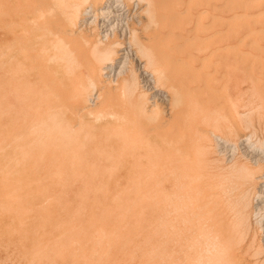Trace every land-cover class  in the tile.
I'll list each match as a JSON object with an SVG mask.
<instances>
[{"label":"bare ground","instance_id":"6f19581e","mask_svg":"<svg viewBox=\"0 0 264 264\" xmlns=\"http://www.w3.org/2000/svg\"><path fill=\"white\" fill-rule=\"evenodd\" d=\"M220 1H224L223 6L225 10H228V14L227 15L217 14L218 16L216 17L214 15L213 20L211 19L212 22L210 24L212 26L222 25L225 28L224 34L222 32L221 34L220 31L214 29H213L214 31L208 33V30L205 29L206 26H204L202 19L207 14V11L205 9H202L201 6H203L204 4L208 5L209 3L208 0H0V92L3 93L8 91L9 93L14 94L17 98V102L19 103L16 102V104L18 105L14 103V101L16 100L14 97L13 102H10L12 103L11 104L12 107L21 106L20 107L22 108L21 111H23L22 117H19L18 115L20 112L18 111L19 113H17L16 110H13L15 111V113L12 114L13 118L11 117L10 119H8L9 121L7 126L6 125L5 127L2 126L3 129H5L6 131H4L3 129L0 131V137H1L0 145H2L1 144L2 141L5 140L7 144L6 148L8 147L11 148V144H13L14 141L18 145H20L18 143L20 141L18 140H23L25 144L30 147L28 153L26 151H21L22 150L20 149L21 146H17V148L14 147L16 149H18L19 147L20 152L19 150L15 152L16 149H14L15 151L12 150L11 153H7L6 157L8 159H5L6 160L5 166L6 167L12 166L13 168L19 169L21 172L28 174L39 172L38 168L40 167L42 168L43 172H45L44 170L47 169L46 173L47 172L49 174L54 173L53 171L58 166H54L56 168L53 170L54 167L52 166L55 165L56 163L55 162L54 164H52L53 161H56L58 156L59 157H62V155L66 156L65 155L66 148L64 147L60 148L61 150V151L59 150L60 152L58 151V153L60 154H57V152L55 153V151L58 150L56 149L58 148L57 146H59L61 142H66V144L68 143L72 145L71 142L74 140L72 138L74 134L77 135V133L84 132L83 130H80L82 131L80 132L79 130L75 129L76 124H78V121H82L81 123L82 129L83 128L91 129V127L94 128L96 127L97 124H99L97 128L100 129V132L102 134L108 136V139L109 136L110 137L113 136L112 138L114 137L116 138V134L117 135L120 134V136L122 134L125 135L126 133H128V127L130 124H128L127 126L126 123L125 126V123L123 121L124 124L123 123L122 124L124 126H122V128L120 126L122 125L121 124L122 120H125L127 117L120 120L121 121L120 126H118L115 125L116 122L115 124L113 121L109 122V118L111 116H108L109 118H106L107 115L105 111H108L106 109L112 105L115 106L116 104L117 105L120 104L117 98L118 95L122 96L123 94L129 93L131 95V99L127 101L129 104L127 103L126 104L130 105L129 107H134L131 109L134 110V112H136L137 115L139 116V120L137 119L139 122L138 124L140 125L138 131L141 130L144 132L143 134H145L146 132L149 134L150 131L154 132L156 129L165 126L168 129H171L168 130L170 132L169 135L175 136L173 140H169L168 142L169 146L166 145V148L168 149V151L166 150L167 154L164 153V155L168 156L167 161L170 163L171 170L173 171L172 179H171V183H172L171 192L169 191V193L171 194L170 196L171 201L170 204L167 205L170 206V209L168 211L169 216L171 215L169 222L172 224L174 223L176 224V222H178L177 224L180 223V226L174 225L173 228L170 229L173 230H172V235L169 238L170 240L169 244L171 245L169 246L170 251L167 250V254L168 252H170L169 253L170 256L167 259V260L170 259V262L168 263L170 264H250L249 263L250 261L248 262L247 260L248 257H246L245 255L248 256L249 254H251L250 252H252V249L254 250L252 253L253 257H258V255L264 256V246H263L264 245V155L262 154L264 153V141L253 142L251 135L250 136L245 135L241 137L242 136L241 128H240L241 125L239 124L240 125L239 126L236 121V114H237L236 109L230 108V110L228 111V115H230V117L226 118L224 127L227 128V132L229 134H234L236 136L241 135L239 136L238 140L239 142L242 143L243 146H245L244 148H247V150L242 153H248L249 156L247 158L251 157L249 158L250 160H248L245 157L247 162L252 161L251 159H254L253 164L259 166L260 167L259 169L262 168L261 170H263V173L259 176H256L255 172L257 170L255 169L256 170L255 171L253 170V168H250L248 166L249 164H246L245 167H243L244 165L241 166L242 164L239 166L235 164L233 167L230 165L234 170L233 171L231 169L233 171L232 174L229 175L223 172H218L217 175L220 176L221 178L223 177L229 178L236 173V176L239 175L241 177L242 175V177L243 176L246 177V180L249 181L250 183L255 178H257L260 181V183H263L261 189L257 192H254L253 194L255 198L254 200L256 201L255 209L256 211H258L256 212V215L254 214L255 215L254 217H257L258 215L257 213H261L259 220L258 219L257 220L259 225V233H260L259 236L262 237L261 242L263 243V245L262 244H258L257 246L255 245L257 242L256 233H251V230L249 229L248 216L246 215L244 209L235 210L234 206H231L232 208L230 207V209L227 208L228 206L226 203H228V201L232 197L231 196L229 198V194H228L231 191L230 188L228 187L230 184L227 186L228 188H226L224 186H219V184H213L212 182H208L205 183V185L203 184L204 185L203 187L202 186L197 187V185L196 187H194L195 185L192 184L194 185L192 186L189 181L190 174L194 173L193 171L195 170L197 171V169L202 167L206 162H209L210 155L214 152V151L212 152V150L214 149L211 147L210 138H209L212 136L210 135L211 131L209 130V128L206 127L207 125L205 124V121L209 124L213 123L215 124V126H217L223 119H225V117L223 116L224 112L221 113L222 111L217 110L218 108H216V107H220L219 103L218 105L217 103L212 102L210 99L201 100L199 97H195L193 93L194 91H198L200 95L211 94L212 91H216L217 86L218 87L220 86L217 80V71H218L217 67L220 65L219 61L216 59L218 54L221 51L223 52L226 51L229 57L230 56L234 57V60H240V61L248 60L251 61L253 64L260 66L259 68L262 69L264 68V44H262L263 42L262 43L260 42V41H264V27H259V28L255 27L256 24H262V23L264 24V9H261L262 7L259 6L260 4L264 5V0H216V2L219 3ZM209 8H212V5ZM151 25L155 26L156 28H158V26L160 25L162 34L153 38L154 41L153 46L147 47L141 44L142 42L141 43L137 42L138 46H136L134 39L138 31L142 28L143 30H146ZM187 25L192 26L191 29H188ZM203 31L205 32L204 35H202L203 33H201ZM113 39H116V41H113ZM150 39L151 37L149 38V40ZM242 47L243 48L245 47L246 49L244 50L242 49ZM245 65L243 66L245 67ZM225 68H226L225 70L226 74H231L234 72V69L231 64L225 65ZM257 71L258 70H256V72ZM130 74L136 77V79L133 78L134 80L132 82H129L127 80L128 78H125L127 77V75ZM262 74L264 78V73ZM263 78H258V77L254 78L253 76L249 77L250 82L257 89H261V88L264 89V83L261 81V79ZM235 79L237 80V78ZM243 80L244 79H242V82L245 81ZM137 85L142 89V91L145 92L146 95L138 92ZM238 85L240 86V84ZM150 92L152 93L150 94ZM5 94L6 93L2 95L5 96ZM5 97L7 100L8 96L6 95ZM91 99H92V103L90 102ZM251 99L252 98H250V100ZM260 100L258 101L259 104H260ZM88 101L90 102V104H88ZM157 101H159L162 106L158 105L156 103ZM254 101L252 102L254 103ZM256 101H255V105L257 104ZM261 101L263 102V99ZM228 103H227L228 104L227 108L236 107L237 106L236 103L239 102L236 103L228 102ZM19 107L18 109H20ZM165 107H168V109H166L168 110V112L164 110ZM136 113L134 114L136 115ZM14 115H17L16 117L19 118H15ZM111 115L113 116V114ZM32 117L33 119L31 120ZM106 119H108L107 124L110 123V127L113 128V126H118L121 129L117 128V130H119L116 131L117 133H115L114 129H113L114 132L111 131L110 128H109L110 130H108L107 128L109 125H106L107 128L105 126V128L102 129L103 127L102 122L105 121ZM111 119L113 120L114 117H112ZM128 121L125 122L133 123L131 122V118ZM111 122H113L114 124L113 126H111L112 125ZM79 125L80 124H78V127ZM133 128L136 129V127ZM129 129L131 130L130 127ZM130 130L129 132H131ZM163 130H167V129L163 128ZM139 133L140 132L136 133L137 134L136 136H138ZM154 133L156 134V132ZM151 134L152 133H150V135ZM127 135L129 136V134ZM156 135H154L155 137L153 138L147 135L146 139L148 137L155 139ZM63 136H65L66 138H64ZM131 136L134 135L131 134ZM213 136L216 138L217 135H213ZM123 138L124 136H121L120 139L119 138L117 139L118 141L121 140V142H125L126 139L124 140ZM147 140L146 142L142 141L144 143V149L147 148L150 149L152 144L159 145V143L157 142L155 143V141H151V140H150L151 142L149 141L148 143ZM5 141H3V144ZM218 142L222 143L223 152L227 154L229 152H233V148L231 149L232 147L231 143L225 144L224 141L221 139H219ZM150 143L152 144L149 145ZM82 146H81L82 148H85L84 144ZM66 147H68L67 149L70 148L69 146ZM156 147L158 146L156 145L155 148ZM2 148L3 147L0 148V151H3ZM80 149L81 148H79V150ZM149 149L147 151H149ZM243 149L242 151H244ZM79 150H76V148H74V150L71 151L73 153L72 155L74 156L75 154H77ZM157 150L159 151V149H156V152ZM161 150H163V148ZM258 150L262 151L261 153L262 155L257 154ZM113 151L118 152V154L116 153L117 155L115 156L117 158L119 157L120 159V155L124 150L119 153L120 151V147H119L118 150L113 149ZM154 151L155 150H153V152ZM49 152L51 154V158L49 157L50 156ZM51 152L55 153L56 155L52 154ZM71 152L69 151V153ZM124 152L127 153L126 151ZM160 152L162 153L163 151ZM149 153L150 152L146 154L149 155ZM146 154H144L145 157L147 156ZM229 154L231 155V153ZM47 155H49L47 157L49 161L50 160L52 161V159H55L56 157L55 160H53L52 162L50 161L51 164L49 162L51 166L50 168L47 165L45 166V164H48V162L44 164L46 160V158L44 157H46ZM68 155L69 154L67 153V157ZM123 155L124 153L121 155V158H123ZM73 156L70 158L71 161L73 159ZM109 157L112 158L113 155H109ZM160 157H162L161 154ZM61 159H58L60 164L65 163L64 162L65 159L63 160V162L60 161ZM66 159L68 160L69 158ZM67 160L66 162L71 163L70 160L69 161ZM42 162L43 165L41 166ZM59 162H57L56 165L60 166ZM68 166L70 165H67L66 167ZM43 167H47V168L43 169ZM223 182L225 181H222V183ZM104 188L101 189L104 191ZM94 189H93L94 192L97 190V192L94 193L95 195L92 194L93 193L91 192L92 189L91 190L88 189L87 191L90 190L89 191L91 192L90 195L92 194L96 196V194L99 192L98 191L99 189L97 187H95ZM106 189L105 190L107 192L106 191L104 192L108 193L110 197L111 193L108 192V188ZM86 190L85 191L81 190V191L87 194ZM130 190L133 191V189ZM166 190H164L163 192H165ZM235 190L233 189L232 191ZM114 191L116 192V190ZM141 191H139L138 193H140ZM63 192L64 190L62 191V193ZM101 192L102 191H100V193ZM120 192L118 199L116 197L117 193L114 194L116 198L115 200L116 203L114 202L112 203L113 205L114 204L117 205V201H118L117 206L119 207H120L119 203L124 202L121 200L124 197L122 198V195L120 196V194H123L124 192L125 194L123 195H126V193L130 194L131 191H129L128 188H124L123 192L122 193ZM146 192L148 193V190H146L145 193ZM64 193H66V191ZM145 193L140 195H143V197H145L144 195ZM78 194L79 193H77L76 195ZM101 194H103V192ZM108 194H106L105 196H107ZM131 195H133V197L134 195L136 196V194H131ZM140 195L138 197H140ZM150 196L148 197L150 198ZM82 197H84V195H82ZM113 197L112 199H106L107 198L106 197L105 201L106 200L113 201ZM127 197L129 198V196ZM138 197H134V198L137 199ZM235 197L237 198L238 195ZM76 198L78 201V197ZM82 199L80 198L79 200L81 201ZM103 199L104 197L102 196V200ZM138 199L141 200L142 197L141 199L140 198ZM235 199H233V202ZM249 199L246 198V201H249ZM139 200L137 204L135 203L136 206L133 207L131 206V208L133 209L131 210L132 212L131 211L129 212L130 214L133 213V210L136 213V211L139 209V208L137 210L135 209L136 207L139 206L138 204L141 205L142 200L141 201ZM85 201H87V199ZM88 201L90 202V200ZM92 201L94 202V200ZM92 201H91L92 206L101 207L99 204H92L93 203ZM105 201H103V203ZM131 201L129 204L126 202L127 207L134 202L133 201L131 203ZM156 201L157 200L155 199V204H152L154 205L153 209L157 207L156 204H158V202ZM152 202L150 201V203ZM66 203H64V206L62 207L63 210L66 209L65 205L68 206V204ZM235 203L234 205L236 206ZM77 204H78L77 207L78 209L76 208L77 209L76 211L78 214L79 201ZM80 204L83 205L84 203H80ZM72 205L73 204H71V206ZM84 205L83 207H85ZM87 205L91 206L89 204ZM108 205L109 203L106 204V206L102 205L105 206V208L102 207V209L100 208V210H96L97 209L96 207L95 211H99L100 212L99 214H101V210H102L101 215L105 214V213L103 214L104 211L107 212L108 214L109 211L111 210L110 208L111 205L110 206ZM142 205L141 208L142 207L144 208L146 206V205L145 206ZM149 206L151 205L149 204ZM114 207L115 206L112 207L113 208L112 212H114V209L119 208V207L118 208H114ZM247 207L248 206L246 205V208ZM106 208H109V211L106 210ZM121 208L120 211L123 210L125 211L126 209H128L126 208V206H124L125 209L121 210ZM141 208L139 212H141ZM148 208L145 207L144 209L146 210L140 213L141 219L143 216V215L141 216V214H143V212L148 213ZM151 208L152 206L149 208V211ZM62 209H60V212ZM83 210L86 211L85 208H83ZM80 211H82V208H80ZM85 211H82V213H85ZM118 211L119 210L115 212V215L117 214ZM151 211L154 210L151 209ZM64 212L65 210L63 211V213ZM139 212L136 213L137 214L136 216L139 215ZM124 213L122 214L119 213V215L121 216ZM64 214L66 215V212ZM153 214L151 212V215L153 217L150 216V214L148 215V217L150 216L152 218H156L155 216H157L156 215L157 213L155 214V216ZM115 215L114 217H116L118 214L116 216ZM146 215H144V218L147 217ZM124 216H126V213L124 214ZM124 216L122 217L124 218ZM133 216L135 217V214ZM133 216L132 215L131 217L127 216L126 221L131 222L130 219L131 218L133 219L134 218ZM98 217L99 215H97V217H95V215L94 216L92 215L91 217L92 220H90L89 219L90 216H89L88 217L89 220L87 221H90L91 225L94 226L98 223V220L100 221L99 223L101 224L103 221H105V219L108 221L110 220L105 218L106 214L104 215V217L101 216L103 218L102 220H100V218L98 219ZM148 217L145 220L150 221L149 220L150 217L149 218ZM163 217L165 218V216ZM61 218L63 219L65 218V216ZM95 218H97L98 220L96 219L95 221ZM123 218L121 219L120 223H122V220L125 221V219ZM158 218L160 220L162 219V216H159ZM80 219H82V221L84 220L81 217ZM137 219L138 221H136V219L135 221H132L133 229L130 226L131 224L130 225L127 224L128 222L125 224L126 221L124 222L123 225L121 224L122 227L117 226L118 228H116V225L119 224L120 221L119 219V221H117L118 224L115 225L116 229L114 228V231L116 230L118 235V232L120 231L117 230L121 228L123 231L125 229L124 226L128 225L129 227H131L130 232L133 230H135L134 232H136L139 227L138 225L140 219L139 216L137 217ZM134 222H137L136 226L134 225L135 224ZM90 223L87 222V224H89V226L87 227L91 226ZM92 223H96V224H92ZM79 225L81 226V228L83 226L82 229H84L85 223H83V225L81 222L77 224L76 225L77 229L78 227L80 228ZM74 227L75 224L69 226L71 230L72 229L76 230L75 229L76 227L75 228ZM87 227L85 225L86 229H88ZM104 227L105 225H103L101 228L103 229ZM110 227H111L110 230L112 229L113 231V227L112 226ZM129 227L128 229H126L128 230V233H129ZM64 228L65 227H63V229ZM93 228L94 227H92L91 229L95 231L94 229H96L97 227L94 229ZM101 228L98 229L101 230ZM66 229L68 228L66 227ZM82 229L80 235L82 234ZM78 230H76V232ZM106 231H108L107 227H106ZM59 232L61 233L60 230L58 231V233ZM76 232H74L73 234L75 235ZM103 232H104L103 230L100 232L102 233L101 235H106V233L103 234ZM112 233L113 232H111V234ZM122 233L123 232H121L120 234L123 235ZM125 233H127V231H125ZM131 233H130L131 236L129 235V237H133ZM69 234L72 235L71 231ZM94 234L95 233H93V235ZM74 235H72L73 238ZM99 235L97 236L95 235V236L99 237ZM112 235H114L113 237L116 239L117 236L115 235V233H113ZM72 236H70L69 238H72ZM123 236L126 238V240L124 241L125 242L127 241V243L128 240L132 239V238L127 239L128 238L127 236L125 235ZM77 237L79 238L80 236ZM87 237H85V240L88 239L87 241H89L90 237L89 238ZM103 237H105V241H108L109 238L112 236L110 235L109 238H107V236H103ZM120 237L121 236H119V238ZM135 237L137 238V235ZM57 238L58 237H55V239ZM92 238L94 239L93 236ZM100 239L103 238L102 237H99L98 239L96 238V241L99 240L98 243H100L101 245H98L95 239L91 240L92 242L94 241L92 243V247H95V249L97 248L99 250L95 251L91 246H90L91 248L85 247L88 249V251L89 249H92V251H94L95 253L99 251L97 253L96 258L93 252L91 250H90L91 252L89 251V254L92 253L94 255V258L97 260V262H100L98 264H102L103 262L100 260L98 261L99 258L98 254H101L102 252L110 253L109 249L111 248L110 245L113 244L112 242H114L113 245H115V239L110 238L111 243H109L108 241L105 243L106 245L104 244L105 248L106 247L108 248L107 245L109 243V248L107 250H105L104 248V250L102 249L103 251H101L100 248L103 247L102 246L103 241ZM121 239H119L118 241L120 242ZM134 239L135 238H133V240ZM137 239L140 240V234H139V238ZM61 240H65V239H59L60 242ZM73 240L75 241V238ZM147 240L146 242H148ZM136 241L129 243H131V246H133L134 244L142 245L143 243L142 241V243L137 242L139 244H136ZM50 242L52 245L54 242L57 245L54 239L53 241L49 240V243ZM76 243L80 245L83 244L82 247L87 246L86 244L84 245L85 242L79 243L78 241ZM95 244L100 246V248L97 245L95 246ZM122 244H123L122 248H120L121 247L120 243L119 244L117 243L116 246L119 245L118 250L120 254L122 253L121 250L123 249L122 251L125 253L124 254L125 256L120 254L119 255L121 257L123 256L124 257L123 260H125V258L127 257L126 254L130 256V254L132 253L131 252H129V254L126 253L127 251L125 252V250H128V247H126L128 244L126 245L124 242H121V245ZM151 244L152 242L146 243V250L148 249L147 246H152ZM74 245L75 243L73 244V246ZM89 245L91 244H88V246ZM154 245L158 247L156 243ZM116 246H112V248L114 247L116 248ZM128 246H130V244ZM125 247L126 249L124 250ZM78 248H80V246L78 247V245H76L73 251ZM134 248L136 249L135 255H137V252L138 253L140 252L137 250H140L141 248L139 249L138 246H137L138 249L136 247ZM152 248L153 247H151L150 249L153 252L155 248L153 250ZM65 249L67 250L68 248ZM80 249L82 251L78 249L77 252L79 256L82 255L81 253H83L84 250L83 248ZM129 249L131 248L129 247ZM61 250L62 249L60 248L58 249L59 254ZM108 250L109 252H106ZM112 250H111V254H112ZM55 251L56 253L58 252L57 249ZM63 251L65 250L63 249ZM79 251L81 253H79ZM131 251L133 252L134 249ZM144 252H145L144 255L146 257L143 255ZM144 252L142 250V252H140L141 254H138V256L142 255L139 260V262L141 261L142 264H146L147 261H145L144 259L145 258L147 259L148 255L152 253V252L149 253V251H147L148 255H146L145 249ZM87 253L88 252L86 251L84 255H87ZM104 253L101 254L100 258H102ZM114 253L117 254V251ZM76 255L77 254H75L74 256L72 252L71 257L72 256L76 257ZM93 255L90 257H93ZM134 256L129 257L131 258L130 261H128L130 262V264H132L131 262H134V258L136 259L137 257ZM151 256H153V253L149 256L148 261H150V259H153ZM90 257L88 256L87 259ZM83 258L84 257L81 256L78 261L80 262L81 261L80 259ZM141 258L143 259V261ZM84 259L83 261L86 260ZM88 260L90 261V259ZM88 260L86 262H88ZM258 260H256L255 262L257 263ZM260 261L262 264H264V259ZM128 262L126 263L122 262V264L123 263L127 264ZM151 262L152 264H154L153 260H151ZM72 264H74V262H72ZM103 264H106V262H103ZM107 264L109 263L107 262ZM112 264H114V262Z\"/></svg>","mask_w":264,"mask_h":264},{"label":"rangeland","instance_id":"374dc122","mask_svg":"<svg viewBox=\"0 0 264 264\" xmlns=\"http://www.w3.org/2000/svg\"><path fill=\"white\" fill-rule=\"evenodd\" d=\"M208 1H209L208 5L204 4L203 6H201L202 9H205L207 11V14L202 19L204 26H206L205 29L208 30V33L212 32L214 30H218V31H220V33L222 32L224 34L225 28L222 25L212 26L210 24L212 22V20H213L214 15L216 17L219 14L220 15H223V14L227 15L228 14V10H225V8L223 6L224 1H220L221 4L219 2H216V0H211V1L208 0ZM211 5H212V8H209V7H211ZM259 6L262 7L261 9H264V5L263 4H260ZM256 25H255L256 28L264 27L263 23L262 24H256ZM187 26H188V29H191V27H192L190 25H187ZM161 32H162V30H161V26L160 25L158 26V28H156L155 26L151 25L146 30H143V28L140 29L138 31L135 39H134L135 43H136V46H138L137 42H140V43L142 42L141 44H143V45H145L147 47L153 46V43H154L153 38L156 37V36L161 35L162 34ZM201 33H203L202 35H204L205 32L203 31ZM145 37H147L148 39L145 38ZM150 37H151V39L149 40ZM145 39H147V40H145ZM113 41H116V39H113ZM147 41H148V43H147ZM150 41H152V42H150ZM260 42L261 43L263 42L262 44H264V41H260ZM222 44H224V43H222ZM242 49L245 50L246 48L242 47ZM216 59L220 63V65L217 67V69H218V71H217V80H218L220 86L219 87L217 86L216 91H212L211 94H202V95H200V93L198 91H194L193 93H194L195 97H199L201 100L210 99L214 103H217V104L219 103L220 105L219 104L218 105L220 107H216V108H218L217 110L222 111L221 113L224 112L223 116L225 117V119H223L217 126H215V124H213V123L209 124V123H207L205 121V124L207 125L206 127L209 128V130L211 131L210 135H212V136L209 137V138H210L211 147L214 149V150H212V152L213 151L214 152L210 155L209 162H206L204 164L205 166L203 165L202 167L198 168L197 171L195 170V171H193L194 173L190 174L189 181H190L191 185L192 184L195 185V186L192 185L194 187H196V185H197V187H201V186L203 187L205 185V183H208V182H212L213 184H219V186H224L226 188L229 187L230 190H231L228 193L229 194V198L231 196L232 197L228 201L229 204L226 203L227 206H228L227 208L230 209L231 206H234L235 210H239V209L243 210L244 209L246 215L248 216L249 229L251 230V233H256V241L257 242H256L255 245L256 246L258 244H262L263 245V243L261 242V238L262 237L259 236L260 233H259V225H258V220H259V217H260L261 213H257L258 214L257 217H254L256 215V212H258V211H256V209H255V205H256L255 202L256 201L254 200L255 198H254V195H253L254 192H257V191H259L261 189L263 183H260V181L257 178H255L256 180L253 179L254 181L252 180L253 182L251 181V183H250L249 181L246 180V177L243 176L244 179H245L244 180L242 175H241V177L239 175L236 176L235 172H234L235 174L233 176L229 177V178H224V177L221 178L220 176L217 175V173L218 172H223L225 174H229L230 175L234 171L232 169V167L235 164L238 165V166L242 164L241 166L244 165L243 167H245L246 164H249L248 166L250 168H253V170H255V169L257 170V171L255 170L256 172L254 171L256 176H259V175H261L263 173V170H261L262 168L259 169L260 168L259 166H256V165L253 164L254 159H251L252 161H248V162H251V163L247 162L246 158L249 156L248 153H242V152H245L247 150V148H244L245 146H243L242 143L239 142L238 138L241 135H242L241 137H243L245 135L246 136H248V135L250 136L251 135L253 142H255V141L256 142L257 141H259V142L260 141L261 142L264 141V106H263L264 105V89L255 88L253 86V84L250 82V79H249L250 76H253L254 78H257V77L258 78H263V76H262L263 74L262 73H264V68L263 69L259 68L260 66H258L256 64H253L251 61H248V60H243V61L234 60V57H232V56L229 57V55H227L226 51H224V52L221 51L218 54ZM227 64H231L232 65V67L234 69L233 73L226 74L225 65H227ZM251 64H252V66H251ZM243 65H245V67ZM253 67H255V68H253ZM260 69H262V70H260ZM250 70H252V71H250ZM256 70H258V71L256 72ZM235 72H236V74H235ZM138 74H139V72H138ZM233 76H236V77H233ZM231 77H233V78H231ZM125 78H128L127 80L129 82H132L134 79H136V77L131 75V74L127 75V77H125ZM230 78H231V80H230ZM235 78H237V80ZM242 79H244L245 81L247 80V81L245 82L243 80L244 82H242ZM261 81L264 83V78L261 79ZM238 84H240V86ZM236 87H237V90H236ZM137 88H138L137 90H138L139 93H142V94L146 95L145 92L142 91V89L139 86ZM219 91H220V94H219ZM4 93H6L5 96L7 95L9 97V98L7 97V100H6V97L4 95H2ZM151 93L152 92H150V94ZM251 93H252V95H251ZM256 94H257V96H256ZM0 95H1V98H0V111H1V113H0V128H1L0 131H1L3 129V127H5V125L7 126L8 121H9L8 119H10L13 116L12 114L15 113V111H13V110H16L17 113H19V112L21 113L22 112L21 114L19 113V115H18L19 117H22L23 111H21V109H22V108H20L21 106L20 107L18 106L20 109H18L17 106H13L12 107V105H11L12 103H10V102H13V98L14 97L16 99L14 101V103L16 104V102H17V98H16V96L14 94L9 93L7 91V92L1 93ZM9 95L11 96V98H10ZM214 96H215V98H214ZM216 97H218V98H216ZM255 97H256V99H255ZM258 97H259V100H260V98H261V100L263 99V102L260 100V104L258 102L259 101ZM117 98H118V101L120 102V104L119 105L116 104L115 106L112 105V106L108 107L106 109L108 111H105V113L107 115L106 118H109L108 116H111L109 118V122L113 121L114 124L116 122L115 125L120 126V122H121L120 120H122V119L127 117L125 120H122V122H121V124H122L123 121H124L125 126H126V123H127V126H128V124H130L129 127L131 128V130L128 127V133H126L125 135L124 134L121 135V136H124L123 139L124 140L126 139L127 141L126 140H125V142H121V140L118 141L117 138L120 139V137H121L120 134H118V135L116 134V138L115 137L112 138L113 136H111V137L109 136V139H108V136L102 134L100 132V129L97 128V126L99 124H97L96 127H94V128L93 127H91V129L88 128L89 130L87 128H85L86 129V131H85L84 128L83 129L81 128L82 121H78V124H80V125L78 127V124H76L77 128L75 127V129L79 130V131L83 130L84 132L83 133H77V135L74 134V136L72 137L74 140L72 139L73 141L71 142L72 145L68 144V143H67L68 144L67 145L66 142H61V144L59 146H57L58 148H56V149H58V150H56L55 153L57 152V154H60V153H58V151L60 150V148L64 147V148H66L65 149V153H66L65 155L66 156L62 155L63 158L58 156L57 159L55 157L56 161H53L55 159H52V161H53L52 164H54L55 162L56 163L59 162L58 159H61V158L62 159L60 161L63 162V160L65 159L64 162L66 164L65 163L60 164V162H59V164H60V166H59V165H56V163H55V165H53L52 167H54V166H58V167L57 168L56 167L53 168V170L56 168L53 171L54 173H50V174L48 172L46 173L47 169H45V168H47V167H43V169H45L44 170L45 172H43L42 168L40 167V168H38L39 172L30 173V174L23 173L19 169L13 168L12 166L6 167L5 166L6 165V160L5 159H8L6 157L7 153H11V151L16 149L17 146H21V148H20V149H22L21 151H26L28 153L30 147L28 145H26L23 140H18L20 142H18V141L17 142L20 145H18L14 141L13 144H11V148L10 147L6 148V146H7L6 141L2 139L5 142L3 144V141H2V143H1L2 145H0V148L3 147L2 148L3 151H0V264H72V262H74V264H85V263H87V264H89V263L90 264H92V263L93 264H95V263L98 264L100 262H97V260L95 258H96L97 253L99 251H97L95 253L94 251H92V249H89V251L91 250L93 252V254L95 255V258H94V255L92 253L89 254L88 249L85 248V247L91 248L92 247V243L94 242V241L92 242L91 240L95 239V241H96V238L98 239L99 237H102L103 239H100V240L103 241V243H102L103 247L100 248V246H98V245H101L100 243H98L99 240L96 241L98 245L95 244V246L97 245L101 249V251H103L104 248H105V245H106L105 243L108 242V241H109V243H111V239H115L113 237L114 235H112L113 233H115V235L118 238H119V236H121L119 238V239L122 238L121 241L119 242L118 241L119 239L116 237L115 245H113L114 242H112L113 244L110 245L111 246V248L109 249L110 253L102 252V253H104L103 254L104 258H103V256H102V258H100L101 254H102L100 252L101 254H98L99 258L97 257L98 261L100 260V261L106 262V264H107V262L109 264L110 263L112 264L113 262H114V264H119L120 261H121L120 264H122V262L126 263V262L130 261L131 258H129V257H133L135 255L136 249L134 247L137 248V246H138L139 249L141 248L140 250H137V251H140V252H142V250L144 252V249H145L146 255H148L147 251H149V253H151L152 251H151L150 248L153 247L152 248V250H153L156 247V245H154L156 243L158 245V247H156L155 250L152 252L153 256H151V257L153 259H150V261H148L149 260V256L152 253L149 254L147 259L146 258L144 259L145 261H147L146 264H148V262L150 264L151 260H153L154 264H157V263L158 264H170V263H168V262H170V259L167 260L169 258V256H170V254H169L170 252H168V254H167V250L170 251V247L169 246H171L169 244V242H170L169 238L171 237L172 230H173V229L172 230H170V229L173 228L174 225H176V226L179 225L180 226V223L177 224L178 222H176V224L175 223L172 224V223L169 222V219L171 217V215L169 216V214H168L170 206H167V205H169L170 201H171L170 200L171 199V197H170L171 194L169 193V191L171 192V185H172L171 179H172V172L173 171L171 170L170 163L167 161L168 156L164 155V153L167 154L168 149L166 148V145L169 146V144H168L169 140H173L175 138V136L174 135H169L170 132L168 130H171V129H168L165 126L162 127V128H158V129H156L154 131V132H156V134H159V135H156L154 132H151V131L149 132V134L147 132L145 134H143L144 132L141 131V130L138 131L139 126H140L138 124L139 123L138 122L139 116L137 115L136 112H134V110L131 109V108H134V107H129L130 105H127V104H129L127 101L131 99V95L129 93H126V94H123L122 96L118 95ZM219 98H221V99H219ZM250 98H252V99L250 100ZM215 99H217V100H215ZM239 99H241V100H239ZM237 100H239V101H237ZM254 100L255 101L257 100L256 101V103H257L256 105H255V101ZM249 101H250V103H249ZM252 101H254V103ZM90 102L92 103V99L90 100ZM90 102L88 101V104H90ZM228 102H235V103L239 102L240 104L236 103V105H237L236 107H228L227 108V105L229 104ZM17 103H19V102H17ZM156 103L158 105H161V103L159 101H157ZM250 104H252V105H250ZM16 105H18V104H16ZM19 105H21V104H19ZM260 105H262V106H260ZM222 106H224V107H222ZM230 108L231 109L234 108L237 111L236 121H237L238 125L239 124L241 125V126L239 125L240 128H241V135H239V136H236L234 134H229L227 132V128L224 127L226 118L230 117V115H228V111L230 110ZM166 109H168V107H165L164 110H166ZM109 110H111V111H109ZM130 110H132V111H130ZM214 110H216V109H214ZM166 111L168 112V110H166ZM2 113H3V115H2ZM134 113H136V115ZM111 114H113V116ZM127 115H129V116H127ZM16 116L17 115H14L15 118H19V117H16ZM121 116L122 117L124 116V117L122 118ZM112 117H114L115 120L114 119L112 120L111 119ZM130 118H131V122H133V123H128V122H130V121H128ZM32 119H33V117L31 118V120ZM27 120H28V118H27ZM105 121L102 122V126H103L102 129L105 128L106 125H109L108 128L106 126V128L108 130L111 129V131H113V132L115 130V133H117L116 131H119V130H117V128H119V127L118 126H113L114 125L113 122H111L112 123L111 126H113V128H112V127H110V123L107 124L108 119H106ZM125 121H128V122H125ZM134 121H137V122H134ZM123 124L120 126L121 128H122V126H124ZM133 127H136V129L133 128ZM121 128H119V129H121ZM163 128L167 129V130H163ZM3 130L6 131L5 129H3ZM129 130L131 132H133V131L134 132L131 133V132H129ZM135 130H137V131H135ZM80 132H82V131H80ZM138 132H140V133L138 134V136H136L137 135L136 133H138ZM73 133H75V132H73ZM150 133H152V134L150 135ZM127 134H129L130 137ZM131 134L134 135V136H131ZM147 135L151 136L152 138L155 137L154 135H156V138L152 139L151 137H148L147 139H149V138H151V139L147 140L146 139ZM213 135H217L216 138ZM63 137L66 138L65 136H63ZM219 137H221V138H219ZM137 138L139 139V141H138ZM219 139L223 140L225 144L226 143H231L232 144L231 149L233 148V152H229V153H231V155L229 153L227 154V153L223 152L222 143L218 142ZM146 140H147L148 143H149L150 140L151 141H155V143L157 142V143H159V145L156 144L158 147L155 148L156 145L150 143L149 145L152 144L150 149L149 148L144 149V143L143 142H146ZM116 141L118 142V144H117ZM0 142H1V137H0ZM74 142H75L76 145L74 144ZM63 143H65V144H63ZM136 143H137V145H136ZM83 144H84L85 148H82ZM123 144L127 145V146H124ZM14 145H16V146H14ZM117 145H118V147H117ZM139 145H141V146H139ZM66 146H69L70 148L67 149L68 147H66ZM14 147H16V148H14ZM77 147H78V149H77ZM119 147H120L119 153L121 151H123V150L127 152V153H125L123 151L121 153V155L124 153L123 158H121V155H120V159H119V157L117 158L115 156V155L118 154V152H114L113 151V149L114 150L115 149L118 150ZM74 148H76V150H79V148H81L77 152V154H75L76 156L75 155L73 156L72 155L73 153L71 152V151L74 150ZM160 148L161 149L163 148V150H161ZM20 149L18 147V149H16V151L15 150L14 151L17 152L19 150V152H20ZM148 149H149V151H147ZM156 149H159V151L157 150V152H156ZM242 149L244 151H242ZM66 150H67V152H66ZM153 150H155V151L153 152ZM14 151H13V153H14ZM69 151L71 153H69ZM160 151H163V152L161 153ZM37 152H38V150H37ZM148 152H150L149 155L146 154ZM256 152H257V150H256ZM51 153L56 155L53 152H51ZM67 153L69 154L68 157H67ZM134 153H136V154H134ZM156 153H157V155H156ZM233 153H235V154H233ZM261 153H262V151L258 150L257 154H260V155L263 154L264 155V153H262V154ZM49 154H50V152H49ZM108 154L109 155H113V157L112 158L109 157ZM125 154H126V157H125ZM144 154H146L147 156L145 157ZM160 154L162 155V157H160ZM48 156L49 155L44 157V158H46L44 164L47 163V162L49 164V162L51 161V160L49 161L47 159ZM72 156H73V159L71 161L70 158ZM153 156H155V157H153ZM49 157L51 158V154H50ZM139 157H141V158H139ZM66 158H69V159L67 160ZM110 158H111V160H110ZM249 158H251V157H249ZM249 158H247V159L250 160ZM66 160L67 161L70 160L71 163L66 162ZM51 162H50V164H51ZM113 163H115V164H113ZM48 164H45V166L47 165L50 168L51 166H50V164L49 165ZM42 165H43V162H42L41 166ZM65 165L66 166L70 165V166L66 167ZM61 170H63V171H61ZM50 172H52V171H50ZM232 178H233V180H232ZM195 180H197V181H195ZM200 180H201V182H200ZM220 180L225 181V182L222 183V181H220ZM213 184H212V186H213ZM95 187H97L99 189L98 190L99 192L96 194L97 197L94 196L95 195L94 193L97 192V190L94 192V190H95L94 188ZM104 187L108 188V192L111 193L110 197H109V194L106 193L107 189L104 188ZM84 188H86V189L88 188L90 190L92 189L91 192H93L92 194H94V195H92V194L90 195V193H91V192H89L90 190L87 191L88 189L86 190ZM101 188L102 189L104 188V191H106V192H104ZM124 188H128V190L131 191L130 194L126 193V195H123V194H125V192L123 194H120V196L122 195V198L124 197L123 198L124 200L120 198L122 201H124L123 203L122 202L119 203L120 207L117 206L118 205V201H117V205L116 204L113 205L112 204L113 202L116 203V201H115L116 198H115L114 194L115 193L118 194V195L116 194V197L118 199L119 198V192L120 191L123 192ZM130 189H133V191L130 190ZM233 189L234 190L236 189V190L232 191ZM61 190L62 191L64 190V192L66 191V193H64V192L62 193ZM81 190H83V191L86 190L87 194L85 192L81 191ZM114 190H116V192ZM136 190H138V191H136ZM143 190H144V192H143ZM146 190H148V193L146 192L147 195L145 193ZM164 190H166V191L163 192ZM100 191H102L103 194H101L102 192L100 193ZM110 191H112V192H110ZM125 191H127V190H125ZM134 191H136L137 193L134 192ZM139 191H141V192L138 193ZM88 192H89V194H88ZM122 192H120V193H122ZM77 193H79V194L76 195ZM143 193H145L144 195H145L146 198L143 197V195H140V194H143ZM106 194H108V195L105 196ZM131 194H136V196L134 195V197H138L140 195V197H138L140 199L142 197L141 200L143 202L137 198L139 201H141V205L143 204L142 206H145L147 204V202H148V204L145 206L146 208H148V207L150 208L152 206L151 209L154 210V211H151V209L149 211V208H148V213L150 214V216H152L151 212H152V214L154 212L157 213V214L156 213L153 214L154 216H155V214L157 215V216H155L156 218H152L153 216L152 217L149 216L150 217L149 218L148 217L149 214L146 213V212H143V214H141V216L143 215L142 219L144 218V215L147 214L146 216L149 218L150 221L145 220V219H147L146 216H145L146 218H144L142 220L141 217H140V213L142 211L146 210V209H144L145 207L141 208L140 204H138L139 206L137 205L138 207H136V208L134 207L136 210L139 208L136 211V213L139 212L140 208H141V212H139V215H138L139 218H140L139 222H138L139 227H138V229L136 228L137 229L136 232H134L135 230L131 231L132 233L130 232V228L132 227V229H133L132 221H135V219H136V221H138V219H137L138 216H136L137 214L135 213L134 210H133L132 214H130L129 212L133 209V208H131V206L132 207L136 206L135 203L137 204L138 200L136 198H134L133 195H131ZM82 195H84V197H82ZM85 195H87V196H85ZM237 195H238V197L236 198L235 196H237ZM102 196L104 197L103 200H102ZM127 196H129V198ZM148 196H150V198ZM76 197H78V201H79V210H78L79 211V213H78L79 216H78L77 211H76L78 209L77 208L78 207V204H77L78 201H77ZM88 197H89V199H88ZM93 197H95V198H93ZM112 197H113V201H111V200L110 201H107V200L105 201V198L106 199H112ZM239 197H241V198H239ZM80 198L81 199L83 198L84 200L82 199L80 201L79 200ZM125 198H126V201H125ZM246 198L247 199L250 198L249 201H246ZM74 199H75V201H74ZM86 199H87V201H85ZM91 199L94 200V202ZM128 199L130 201L134 199L133 200L134 202L131 201V203L133 202L134 204L132 203L131 205H129L130 207L129 206L127 207V203L128 204L130 203V201ZM155 199L157 200L156 202H158V204H156L157 207H155L153 209L154 205H152V204H155ZM233 199H235L234 202H233ZM242 199H244V200H242ZM88 200H90V202ZM95 200H96L97 203L95 202ZM135 200H137V201H135ZM162 200H164V201H162ZM91 201L93 202L92 204H99L101 207L92 206L91 205ZM103 201H105V202L103 203ZM150 201L151 202L153 201V202L150 203ZM235 201H236V203H235ZM71 202H73V203H71ZM106 202L109 203L108 206L111 205L110 206L111 210L109 211V208H106V210H108L109 213L107 214V212H105L104 211L105 209H104L103 210L104 211L103 214L105 213L106 214L105 218L110 219V220L108 221V220L105 219V221H103L102 224H101V223H99L100 221L98 219L100 218V220H102L103 218L101 216L104 217L105 214L101 215L102 214V210H101V214H99L100 212L99 211H95V209H96V207H97L96 210H100V208L102 209V207L105 208L106 204H108ZM64 203H66V204H68V206H70V207H68L67 205H65V207L67 209V210L64 209L65 212H66V215L64 214L65 212L63 213L64 210L62 209V207L64 206ZM80 203L86 204V205L83 204L85 207H83V205L80 204ZM234 203L236 204L237 207L234 205ZM71 204H73V205L71 206ZM87 204H89L91 206H88ZM149 204L151 206H149ZM245 204L248 206L247 208H246ZM102 205H105V206H102ZM113 206H115L114 208H118V207L119 208L118 209H114V212H112V209H113L112 207ZM124 206H126V208H128V209L125 210L126 212L124 210L120 211L121 207H122L121 210L125 209ZM89 207L92 209L93 212L91 211V209ZM80 208H82V211H85V210H83V208H85L86 209L85 213H82V211H80ZM60 209H62L61 212H60ZM155 209H156V211H155ZM117 210H119L117 212L118 215H119V213L122 214V213L125 212L126 216H124L125 213L123 215H121V216L119 215V217H118L117 214H116L117 215L116 216L115 212ZM86 212H87V214H86ZM110 212L113 213V216H112V213H110ZM91 214L93 216L95 215V217H97V215H99L98 219L95 218V221L97 219L98 223L97 224L96 223H92V224H96L94 226L91 225L90 221H87L89 219L92 220V218H91L92 215ZM134 214H135L136 218L133 216ZM114 215L116 217H114ZM131 215L135 219L133 218L134 219L133 220L131 218L130 219L131 222L126 221V217L127 216L131 217ZM59 216H61V217L65 216V218L62 219ZM89 216H90V218L88 219ZM122 216H124V218ZM159 216H162V219L159 220V218H158ZM163 216H165V218ZM80 217L83 218L84 220L82 221V219H80ZM110 217H112L113 219L110 218ZM122 218L125 219L126 222L124 220H122V223H120ZM128 218H127V220H128ZM151 218L154 221H152ZM111 219L114 220V221H112ZM119 219H120V221H119ZM93 221H94V219H93ZM117 221H119L120 225L118 224ZM80 222L82 223V225H83V223H85L86 227L89 226V224H87V222H89L90 225H91L90 227H87L88 229H86L85 225H84V229H82L83 226L81 228V226H80L81 224H80L79 226L82 229V234L81 235H80L81 229L78 227V229H80V230H78L77 227H76V225L79 224ZM107 222H109V223H107ZM124 222H125V224L128 222L127 223L128 225L131 224L130 225L131 227H129L127 225L129 227V233H128V230H126V229H128V227L124 226L125 229L123 231H122L121 228L117 230V231H120V232H118V235H117L116 230L114 231L115 225L118 224V225H116V228H118L117 226H119V227L121 226L122 227ZM134 223H135L134 225L136 226L137 222H134ZM72 224H75L76 228L75 227L74 228L76 230H78L79 233H78V231L76 232V230H74V229L71 230L69 228V226H72ZM101 225L102 226L105 225V227L102 229ZM110 226L113 227V231H112V229L110 230V228H111ZM63 227H65V228L63 229ZM66 227L68 229H66ZM92 227H94V228L97 227V228L96 229L93 228L95 230V231H93L91 229ZM106 227H107L108 231H106ZM98 228L99 229L101 228V230H99ZM59 230L62 233L61 234L59 232L60 235L58 233ZM66 230H68V231H66ZM102 230L104 231L103 234L106 233V235H101L102 233H100V232ZM109 230L111 232H113V233L111 234V232ZM70 231H71L72 235H74L73 233L76 232L75 233L76 236L74 235L75 241L73 240L74 239L73 236L69 234ZM125 231H127L128 236H127V233H125ZM83 232H85V233H83ZM108 232H110V233H108ZM121 232H123L122 233L123 235L128 237L127 239H130V238H132V239L128 240V243H127V241L125 242L124 240H126V238L123 235L120 234ZM93 233H95V234L93 235ZM130 233L133 235V237H129ZM68 234L70 236H72L73 239L69 238L70 236ZM109 234L113 238L110 237L111 238L110 239L109 238V236H110ZM139 234H140V240L137 239V238H139ZM85 235L89 236L90 238H92V236H93L94 239L93 238L90 239L89 237H87ZM95 235L96 236L99 235V237H96ZM134 235L135 236L137 235V238ZM77 236H80V237L78 238ZM103 236H107V238H109V240L105 241V237H103ZM55 237H58V238L55 239ZM66 237H68V238H66ZM85 237L89 238V241H87L88 239L85 240ZM133 238H135V239L133 240ZM142 238H144L146 240L148 239L147 241L149 243L152 242V244H151L152 246H147V248H148L147 250H146V243H148V242H146V240H144ZM149 238H150V240H149ZM53 239L56 241L57 245L55 244V242L53 243V245L51 244V242L49 243V240L53 241ZM59 239H65V240H61V242H60ZM132 240L134 242L137 240L136 244H139L140 242L142 243L143 240L146 243L143 241L142 245H135L133 243L135 246L133 244H132L133 246H131V243H129V242H133ZM78 241H79V243H84L85 242L84 245L86 244L87 246L82 247L83 244L80 245V244L76 243ZM58 242H60V243H58ZM121 242H124L126 245L130 244V246H128V245L126 246V247H128V250H125L126 247L124 248V250H125V252L127 251L126 253H128V254H129V252H131L132 254H130V256L126 254L127 257L125 258V260H123L124 259L123 256L122 257L120 256V255H124L125 254L122 251L123 249L121 250V252L123 254L122 253L120 254L119 250H118L119 245L116 246L117 243L118 244L120 243V246H121L120 248H122L123 244L121 245ZM137 242H139V243H137ZM74 243H75V245L73 246ZM87 243L91 244V245L88 246ZM109 243L107 245L108 248H109ZM144 244H145V246H144ZM76 245H78V247L80 246V248L84 249L83 253H81L79 251V253L82 254L80 256L77 253L78 249L81 250L80 248L74 250L76 252L73 251V249H75ZM112 246H116V248L115 247L112 248ZM256 246H255V249H256ZM129 247L131 249H129ZM142 247H143V249H142ZM59 248L62 249L60 251V254H59V251H58ZM65 248H68V249L66 250ZM92 248L95 251L99 250L97 248L95 249V247H92ZM108 248L106 247L105 250H107ZM56 249L58 251L57 252L58 254L55 251ZM63 249L65 251H63ZM133 249H134V251H133L134 253L131 251ZM109 250L106 251V252H109ZM111 250H112V254H111ZM84 251L88 252L87 255H84L85 254ZM113 251L114 252L117 251V254H115ZM253 251L254 250L252 249V252H250L251 254H249L248 256L245 255L246 257H248L247 258L248 262L250 261L249 262L250 264H253V263L254 264H258V263L262 264L260 260H263L264 256L263 255H258V257H253L252 256ZM61 252H63L64 254L61 253ZM72 252H73L74 256H75V254H77L78 257L76 255L77 258L74 257V256H72V257H74V258H72L71 257ZM140 252L139 253L137 252V255L134 256V257H136V256L137 257H136V259L134 258V262H131L132 264H138V263L142 264L141 261L139 262L140 257L142 256V255L138 256V254H141ZM91 254L93 255V257H90V256H92ZM144 254H145V252L143 253V255ZM131 255H133V256H131ZM81 256L84 257L86 260L83 258L85 261H83V259H80L82 262L81 261L79 262L78 260H79V258ZM86 256L90 257V258H88V259H90V261L87 259ZM138 257H139V259H138ZM92 258H94L96 261L94 259H92ZM102 259H105V260H102ZM71 260H72V262H71ZM87 260H88V262H86ZM256 260H258L257 263L255 262ZM131 261H133V260H131ZM142 261H143V259H142ZM103 262H102V264H103ZM127 264H130V262H128ZM151 264H152V262H151Z\"/></svg>","mask_w":264,"mask_h":264}]
</instances>
